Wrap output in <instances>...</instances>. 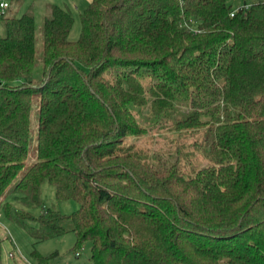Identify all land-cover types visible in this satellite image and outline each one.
I'll return each mask as SVG.
<instances>
[{"label":"trees","instance_id":"16d2710c","mask_svg":"<svg viewBox=\"0 0 264 264\" xmlns=\"http://www.w3.org/2000/svg\"><path fill=\"white\" fill-rule=\"evenodd\" d=\"M23 2L0 13L2 215L33 246L73 233L92 264H264V0H90L76 41L48 4L39 55ZM167 126L203 130L209 164L130 141ZM44 183L77 209L44 207Z\"/></svg>","mask_w":264,"mask_h":264},{"label":"rangeland","instance_id":"374dc122","mask_svg":"<svg viewBox=\"0 0 264 264\" xmlns=\"http://www.w3.org/2000/svg\"><path fill=\"white\" fill-rule=\"evenodd\" d=\"M34 1L35 5V18L37 25L36 32V46L38 55L42 50V24L45 16L44 4L53 3L60 7L67 8L74 16V24L72 26L69 39L76 41L81 33V21L80 13L87 7L88 2L81 4L82 0H24L21 6L16 12V16L20 17ZM252 2V0H248ZM68 7H65L64 5ZM77 7V9H76ZM0 35H5V29L0 23ZM37 135V108L33 113V125L31 135V153L28 160V165L35 161V142ZM204 131H174L168 126L165 128L155 127L148 129L146 135L138 138L130 139L131 142L145 152L148 153L151 158L156 162L155 157L159 156L161 159L167 158L169 155L175 154L179 147L182 151L188 154V161L184 157L182 159L185 164V168L190 174L191 169L198 170L209 164L208 159L203 151V145H200L203 141ZM198 145H197V144ZM193 167H192V166ZM42 201L43 206L46 208H54L61 213L70 214L77 209V204L74 202L60 201L56 198L55 189L49 183H44L42 187ZM3 209V205L0 202V212ZM42 212V207L34 210V215H39ZM2 224V230L6 235L5 244L2 247L3 253L7 252L11 243L15 246V258L22 262L31 264L30 254L34 248L37 249L42 255L48 256L56 254L54 264H92L91 245L90 243H84L81 248L74 250L76 243V237L73 233H66L62 236L40 242L33 246V240L29 235L14 221L4 216L0 220ZM78 254V255H76Z\"/></svg>","mask_w":264,"mask_h":264},{"label":"crops","instance_id":"0c3cea01","mask_svg":"<svg viewBox=\"0 0 264 264\" xmlns=\"http://www.w3.org/2000/svg\"><path fill=\"white\" fill-rule=\"evenodd\" d=\"M36 1V0H35ZM86 2H88V4H89V2H90V0H82V2H81V4L83 5V4H85ZM48 4H53V3H45L44 4V10H45V8H46V6L48 5ZM53 5H57V4H53ZM65 7H68L66 4L64 5ZM30 7H32L33 9L35 8V5H34V1H33V3L31 4V5H29V8ZM28 8V9H29ZM69 8V7H68ZM27 9V10H28ZM76 9H77V7H76ZM85 9V8H84ZM83 9V10H84ZM34 11H35V9H34ZM26 12V11H25ZM24 12V13H25ZM2 217H3V215H2ZM2 219V218H1ZM0 219V220H1ZM6 235L4 234V231L2 230V224H1V222H0V238L2 239V247H3V245L5 244V240H6ZM12 243V242H11ZM11 243H9V244H7L8 246H9V248H8V250H7V252H5V253H3V251H2V263L3 264H27V263H25V262H22V261H20L19 259H16L15 258V254H14V252H15V246L13 245V244H11ZM12 252V254H13V256L12 257H10L9 256V254Z\"/></svg>","mask_w":264,"mask_h":264},{"label":"built area","instance_id":"2783aa9c","mask_svg":"<svg viewBox=\"0 0 264 264\" xmlns=\"http://www.w3.org/2000/svg\"><path fill=\"white\" fill-rule=\"evenodd\" d=\"M10 7V0H0V13L4 14ZM2 218V213L0 212V219ZM78 255V254H76ZM10 257L13 256L12 252L9 254Z\"/></svg>","mask_w":264,"mask_h":264}]
</instances>
